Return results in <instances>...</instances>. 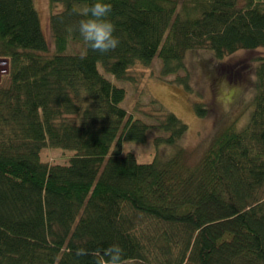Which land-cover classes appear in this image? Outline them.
Segmentation results:
<instances>
[{
	"label": "trees",
	"instance_id": "1",
	"mask_svg": "<svg viewBox=\"0 0 264 264\" xmlns=\"http://www.w3.org/2000/svg\"><path fill=\"white\" fill-rule=\"evenodd\" d=\"M90 2L48 0L51 49L33 0H0V264H97L113 242L123 264H264V56L249 121L196 163L181 146L148 163L122 154L151 130L176 145L187 125L155 100L150 122L129 114L100 70L135 81L157 57L161 77L191 91L188 52L264 48V0H111L120 42L107 53L85 51L75 31ZM47 147L73 154L43 162Z\"/></svg>",
	"mask_w": 264,
	"mask_h": 264
},
{
	"label": "rangeland",
	"instance_id": "2",
	"mask_svg": "<svg viewBox=\"0 0 264 264\" xmlns=\"http://www.w3.org/2000/svg\"><path fill=\"white\" fill-rule=\"evenodd\" d=\"M38 11L43 32L52 49L49 32L48 0H33ZM81 47L70 44L69 52H78ZM264 56V48L253 51L241 50L219 61L211 52L191 51L186 54L185 64L190 74L188 91L184 85L174 81V77H161L160 61L155 57L148 68H142V76L135 81L117 80L110 74H103L116 86L124 88L126 96L121 106L134 117L145 118L152 112L150 100L157 101L165 110L173 113L184 124L187 131L176 145L155 144L154 138L160 133L149 131L145 142L128 141L121 144L122 154L132 152L138 162L148 163L164 160L177 146L185 148L191 163H196L211 146L214 139L230 124L237 129L245 127L252 112L251 100L255 92V59ZM5 63L0 61V83L7 84ZM136 76L140 72H134ZM203 104L208 110L206 116L197 113L195 106ZM72 151L57 148H44L41 152L43 162L64 163Z\"/></svg>",
	"mask_w": 264,
	"mask_h": 264
},
{
	"label": "clouds",
	"instance_id": "3",
	"mask_svg": "<svg viewBox=\"0 0 264 264\" xmlns=\"http://www.w3.org/2000/svg\"><path fill=\"white\" fill-rule=\"evenodd\" d=\"M112 10L111 0H91L80 10L81 18L75 28L79 38L88 49L107 53L119 45V37L115 34L116 25L110 18ZM73 29L69 27V31ZM83 95L88 94L87 88H82ZM87 249H76V255H85ZM124 249L118 242H113L103 249L97 264H123Z\"/></svg>",
	"mask_w": 264,
	"mask_h": 264
},
{
	"label": "water",
	"instance_id": "4",
	"mask_svg": "<svg viewBox=\"0 0 264 264\" xmlns=\"http://www.w3.org/2000/svg\"><path fill=\"white\" fill-rule=\"evenodd\" d=\"M3 63H5V61H2Z\"/></svg>",
	"mask_w": 264,
	"mask_h": 264
}]
</instances>
